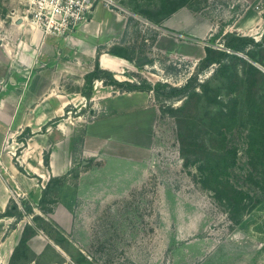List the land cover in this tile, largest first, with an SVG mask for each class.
<instances>
[{"label": "rangeland", "instance_id": "rangeland-1", "mask_svg": "<svg viewBox=\"0 0 264 264\" xmlns=\"http://www.w3.org/2000/svg\"><path fill=\"white\" fill-rule=\"evenodd\" d=\"M117 2L120 8L107 9L128 21L126 39L117 51L131 60L122 63L121 73L123 82L131 85L118 87L119 91L129 92L132 85L145 87L137 92L148 94L150 105L158 110L150 133L154 143L151 175L132 195L80 212L82 226L65 233L51 216L62 198H69L79 174L71 180H51L38 201L28 196L27 188L9 180L12 160L0 153V180L9 184L12 197L8 211L21 213L27 221L15 249H0L4 264H264V0H186L168 17L161 0ZM28 10V0H0V39L13 23L23 22ZM156 12H162L159 18ZM151 15L158 24L149 20ZM12 37L7 36L10 47L18 46L21 38ZM234 37L259 43L250 42L245 53H235L262 73L256 89L250 86L255 74L246 64L230 61L228 70H220L219 64L203 67L201 63L207 47L223 50ZM8 52L0 47V102L8 88L27 91V83L38 74H45L44 88L54 90L52 62L27 71L15 58L19 52H11L14 59ZM249 54L260 63L251 61ZM144 59L145 64L137 65ZM77 68L74 77L81 84H74L72 90H92L99 101L85 102L81 108L80 100H75L69 113L51 126L74 123L78 150L84 125L98 114L101 99L115 93L106 87L108 78L106 82L89 79L83 85L89 67ZM189 83L191 88L183 91ZM62 84L69 88L68 82ZM40 86L35 84L33 90ZM193 92L199 95L191 97ZM189 101L194 120L183 128L179 110ZM0 119L10 120L1 115ZM212 120L217 124L213 142L209 141ZM111 123L112 129L106 131L111 139L130 132L132 140L139 141L138 132L127 130L129 120L126 131L115 130ZM135 127L148 125L143 119ZM188 129L197 146L191 139L190 145H183L181 135ZM25 138L27 134L19 141L26 142ZM204 138L208 148L200 143ZM204 148L214 152L213 163L202 158ZM16 153L19 158L20 151ZM15 219L10 231L18 229L21 218ZM62 221L70 224L66 218ZM2 238L1 233L0 242Z\"/></svg>", "mask_w": 264, "mask_h": 264}, {"label": "crops", "instance_id": "crops-1", "mask_svg": "<svg viewBox=\"0 0 264 264\" xmlns=\"http://www.w3.org/2000/svg\"><path fill=\"white\" fill-rule=\"evenodd\" d=\"M127 25L128 21L123 15L100 6L88 22L82 23L78 30L66 37L45 36L33 25L20 22L17 25L13 23L0 39V47H4L6 52L9 50L11 59H14L10 55L12 51L19 52L15 58L23 62L27 71L53 63L54 90L44 88L43 85L47 83L43 77L45 74H38L27 83V91H19L14 87L12 90L8 88L9 91L7 89L3 94L0 115L10 120L6 123L0 119V153L2 157L12 160L8 169L11 176L9 180L16 187L27 188L28 196L38 201L51 180H71L79 174L78 182L70 192L74 194L73 198L71 195L66 198V193L51 216L52 221L65 233H72L73 228L76 230L82 226L80 212L91 208L100 209L109 206L112 201L132 195L148 180L154 167V143L150 133L157 122L158 110L150 105L145 92H120L118 86L106 85L107 89L114 90L115 95L101 99L98 114L83 127L78 150L75 147L77 127L74 123L65 124L64 127L51 126L54 120L69 113V106L75 100H80L81 108L85 107V102L99 101L92 90H72L74 84H81L74 77L78 71L77 65L89 67L83 76L82 84L85 86L88 85L87 75L97 67L112 73L120 83L125 80L121 75L124 70L122 63L131 60L117 49L123 46V39H126ZM11 34L12 38H21L18 46L10 47L7 36ZM99 50L102 54H99ZM12 67H15L14 64ZM105 79L106 76H101L95 80L104 82ZM62 82H68L69 88L63 86ZM35 84L42 86L33 90ZM143 119L148 127L136 129L135 125ZM126 120H129L130 125L127 130L138 132L139 141H133L130 132H126L129 138L125 133L119 139L114 135L111 139L106 133L107 129H112L111 121L113 128L120 132L121 128L125 129ZM146 133L147 138L144 135ZM24 134H27L26 143L19 141ZM17 151L21 153L19 158ZM149 153L152 155H147ZM9 192V184L0 180V214L9 209L12 198L8 196ZM63 218L70 221L68 226L62 221ZM23 219L17 224L18 229L12 228L11 231L9 229L15 217L0 219V234L3 236L1 250L13 251L21 241L27 223ZM2 254L0 261L3 260L4 264Z\"/></svg>", "mask_w": 264, "mask_h": 264}, {"label": "trees", "instance_id": "trees-1", "mask_svg": "<svg viewBox=\"0 0 264 264\" xmlns=\"http://www.w3.org/2000/svg\"><path fill=\"white\" fill-rule=\"evenodd\" d=\"M185 2H186V0H161L160 3L162 5V7L164 8V11H163L164 12V16L168 17V16L173 15L179 9H181L182 7L185 6ZM156 13H157V15L155 14L156 16L155 15H151V16H149V17L147 16V17L153 23L158 24L159 22L154 20L153 16L159 18L158 17V13L162 14V12H156ZM250 42L253 43V45H258L259 44V43H255L254 39H252V38L234 37L233 39H231L229 42H227L225 44L223 50H218V49H214L212 47H207L206 48V57L201 61V63L203 64V67H209V66L214 65V64H219V65H221V69L220 70H228L230 61H236V62L238 61V62H241L242 64H246L248 66L249 70L255 74L254 75L255 79L250 83V86H251V88L256 89V86H258L259 83H260L259 79H258V76H261L262 73L253 64H250V65L247 64V62L244 59H242L241 57H239V56H237L235 54V53H239V54L240 53H245L246 52V45L249 44ZM249 57L251 58V61L260 63L258 60L255 59V57L250 56V54H249ZM226 61H228V63H226ZM96 71H97V73H94V74L90 75V77H87V82H88L89 79H90L89 80L90 82H93L95 79H100L101 78V77H99V75H105V76H107L106 78H108L110 80L108 82V85L123 87V85L130 84V83H126L125 84V82H122V83L118 82L114 78L112 73L102 71L99 67H97ZM233 76L234 75H231L228 78V80L230 81ZM91 79H92V81H91ZM105 82H106V80H105ZM132 86H133V88L129 89V92L138 91V90L139 91H145L144 90L145 87L140 88V87H137V86H134V85H132ZM202 87H204V86H202ZM189 88H191V83L187 84L185 86V88L183 89V91H187V90H189ZM179 93H181V92H179ZM193 94L194 95H192L191 97H195L196 95H199V94H197L195 92H193ZM88 98H90V95L88 96ZM257 102L258 101H256V103ZM190 103H192V102H190V101L187 102L179 110V112L181 111L180 113H182L180 115L181 118H180V122L179 123L181 124V127H183V128H184V126L192 124L193 120H194V118L191 115V112L188 111V110H190V107H191ZM260 106H262V105H260ZM215 120L211 121V127H210L211 134L209 135L210 136L209 141H211V142L215 141L214 130H215L216 126H217ZM190 139H191V141H190ZM181 141L183 142V145L184 144L185 145H190L189 144V141H190V143L192 145L197 146V142L196 141L193 142L192 132L189 129L185 133V135H183V134L181 135ZM24 143H26V142H24ZM200 143L203 145L202 147L208 148V146H207V144H208L207 143V138L202 139L200 141ZM205 148L203 150V152H205V153H204V156L202 158L205 159L207 157L208 158V163L211 164L210 162L213 163L215 161V154L212 151H208V153H207ZM46 160L49 161V158L47 157ZM21 170L24 173V170L23 169H21ZM231 203H233V201H231ZM32 210L33 209L30 208V207L27 209V211H29V212H31ZM1 215H2V217H0V218L13 217V216L14 217L17 216L19 218H23V215L21 213L15 214V213H12L11 211H8V210L5 213L1 214Z\"/></svg>", "mask_w": 264, "mask_h": 264}, {"label": "built area", "instance_id": "built-area-1", "mask_svg": "<svg viewBox=\"0 0 264 264\" xmlns=\"http://www.w3.org/2000/svg\"><path fill=\"white\" fill-rule=\"evenodd\" d=\"M28 3V15L23 22L41 29L46 36L58 37L74 33L100 6L120 8L117 0H28Z\"/></svg>", "mask_w": 264, "mask_h": 264}, {"label": "water", "instance_id": "water-1", "mask_svg": "<svg viewBox=\"0 0 264 264\" xmlns=\"http://www.w3.org/2000/svg\"><path fill=\"white\" fill-rule=\"evenodd\" d=\"M146 62H147V60H146V59H144L143 61H141V62H138V63H137V65L141 66V65L145 64ZM45 164H47V163H45Z\"/></svg>", "mask_w": 264, "mask_h": 264}]
</instances>
